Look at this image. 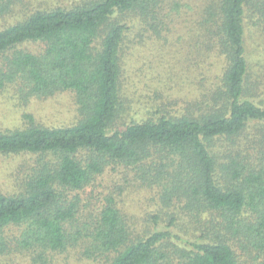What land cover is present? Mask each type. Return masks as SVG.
Instances as JSON below:
<instances>
[{
  "label": "trees",
  "instance_id": "obj_1",
  "mask_svg": "<svg viewBox=\"0 0 264 264\" xmlns=\"http://www.w3.org/2000/svg\"><path fill=\"white\" fill-rule=\"evenodd\" d=\"M14 1L0 0V19ZM182 7L85 0L0 30V94L27 104L67 91L76 105L72 124L44 126L27 114L26 126L0 129V155L35 157L17 170L18 190L0 188V245L17 226L34 263L81 245L101 264H246L244 238L264 264V55L255 49L264 0H211L192 25L209 53L198 94H185L180 111L154 99L148 117L119 123L131 32L167 38ZM109 167L126 170L118 191L101 189ZM130 185L139 204L127 208L118 196Z\"/></svg>",
  "mask_w": 264,
  "mask_h": 264
},
{
  "label": "rangeland",
  "instance_id": "obj_2",
  "mask_svg": "<svg viewBox=\"0 0 264 264\" xmlns=\"http://www.w3.org/2000/svg\"><path fill=\"white\" fill-rule=\"evenodd\" d=\"M83 1L85 0H15L13 9L0 19V30L10 23L23 20L26 15L37 9L70 7ZM210 2L211 0H181L183 7L176 22L171 23L173 32L168 33L167 38L158 36L155 32L151 33L149 30L136 29L131 32L130 47L126 50L123 62L126 95L123 98L122 115L125 117H122L119 123L129 122L133 120V116L136 119L148 117L154 99L156 102L154 106L161 104L164 99L167 105L171 104V107L168 106L169 109L180 111L186 104L185 94H188L190 90L198 94L201 78L207 75L208 70L203 57L207 55L208 58L209 53L203 52L205 37L197 35L192 25L195 21L202 19L205 7ZM249 40L255 47L254 41L250 38ZM29 47L38 49L40 46L31 44ZM261 47H263L264 55V41L261 42L259 48L255 49L259 50ZM195 60H200L207 69H204L202 64L203 67L196 70ZM215 71L216 69L209 76ZM182 95H184V101L177 105L174 104L173 100L175 101ZM159 96H162V99L157 98ZM24 100L20 94L14 92L0 94L1 130L24 127L31 123L30 119L25 116L27 114H30L35 122L50 127L65 126L76 120V105L74 94L71 92L64 91L49 97L33 98L27 104ZM34 159V156L29 155H0V188L3 191L18 190L15 177L17 170L25 171L22 167L25 165L24 168H26V164H33ZM125 171L120 172V170H113L109 167L105 176L103 175L104 182L101 189L118 191L117 185L120 183L124 187ZM125 189L124 194L121 197L118 196L121 204H126L127 208L131 206L130 204H139L137 202L140 195L139 189L133 185ZM138 211L139 208L133 212ZM142 213L141 209L140 214ZM21 229L17 226L5 229L0 245V264H42L41 262L34 263L30 258L31 250L20 244ZM177 231L185 235L178 228ZM241 241L239 250L246 264H255L257 261L254 260L260 252L259 248L244 241V238ZM82 251L83 246L81 245L71 246L64 252L51 254L47 264H101L83 257Z\"/></svg>",
  "mask_w": 264,
  "mask_h": 264
}]
</instances>
